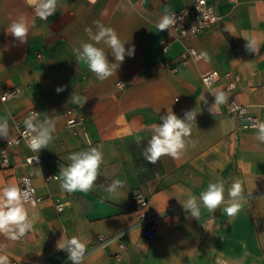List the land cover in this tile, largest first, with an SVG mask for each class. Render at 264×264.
<instances>
[{"label": "crops", "instance_id": "obj_1", "mask_svg": "<svg viewBox=\"0 0 264 264\" xmlns=\"http://www.w3.org/2000/svg\"><path fill=\"white\" fill-rule=\"evenodd\" d=\"M208 1L221 21L186 41L204 59L179 66L181 47L156 25L165 9L189 10L196 0H60L47 21L35 15L27 0H0V93L23 89L19 98L0 101L9 138L16 134V119L32 109L56 126V138L40 151L42 164L21 168L30 153L21 146L13 155V168L0 171V190L19 188V176L25 173L45 198L36 207L26 206L34 228L22 239L0 234L4 264H65L56 245L61 237L72 236L87 245L83 264H264V144L256 140L255 128L240 127L226 103L211 113L215 98L201 84L205 72L221 79L238 74V101L264 122V0H238L235 5ZM20 16L29 25L26 43L6 32ZM96 21L113 28L126 49L135 48L116 75L104 81L73 52L81 42L94 43L90 37L98 30ZM250 38L257 41L258 52L246 49ZM165 43L171 47L167 54L161 52ZM97 46L110 63L116 62L106 45ZM57 87L63 91L58 93ZM73 94L88 98L83 107L72 103ZM69 109L86 116L87 132L73 135L66 128ZM171 109L181 118L186 110L198 113L189 142L179 159L164 156L149 164L142 156L151 138L149 126ZM5 140L0 137V144ZM89 141L101 145L104 155L91 191L68 194L59 181H45L70 163L72 153L87 149ZM115 179L125 184L110 195L106 188ZM236 180L242 182L245 200L235 217L222 208L214 213L202 208L196 220L184 211L181 204L189 195L199 196L209 182L222 181L227 189ZM138 193L149 197L147 213L156 219L151 240L132 210L131 197ZM56 198L70 200L72 207L58 213ZM99 236L117 239L92 252Z\"/></svg>", "mask_w": 264, "mask_h": 264}, {"label": "clouds", "instance_id": "obj_2", "mask_svg": "<svg viewBox=\"0 0 264 264\" xmlns=\"http://www.w3.org/2000/svg\"><path fill=\"white\" fill-rule=\"evenodd\" d=\"M27 3L40 20L47 21L57 12L60 0H27ZM95 23L98 30L90 37L94 43L81 42L79 47L73 49V52L76 59L83 62L98 80L104 81L114 74L116 75L119 64L125 60L126 55L133 56L135 48L133 46L126 49L125 42L121 41L113 28L106 27L99 21ZM176 23L177 18L174 13L165 9L156 27L159 31H164L171 29ZM6 32L21 43H26L29 35L26 18L20 16L13 20ZM101 43L110 49L115 63H110L104 48L97 46ZM246 49L253 53L258 52L257 41L254 38L247 39ZM118 87L125 86L118 83ZM56 91L58 93L63 91V87H57ZM213 96L215 100L209 111L214 114L219 106L226 102L227 96L220 90L215 91ZM87 100V97L76 94L71 97L72 103L79 107H83ZM197 114L194 109L186 110L181 118L171 109L167 110L166 114L160 115V122L149 126L151 138L144 147L143 158L152 165L164 156L179 159L187 147L192 132V123H195ZM39 117L40 113L33 111L24 120L23 136L26 146L31 152L37 154L29 158V163H32L34 159L38 160L40 151L48 149V146L56 138L55 121L52 119L41 120ZM254 128L256 140L264 144V122L255 124ZM0 137L9 139V123L8 119L4 117H0ZM68 159L70 163L60 167L59 175L54 178L59 181L61 190L68 194L91 191L98 179L100 167L104 163L102 146H93L89 141L87 149L72 153ZM124 184L125 181L115 179L107 186L106 191L110 195L115 194ZM244 200V188L240 180L234 181L227 189L222 181H215L209 182L199 196L189 195L181 205L185 212L190 213L191 217L198 220L202 208L213 213L222 208L223 213L228 217H235L242 210ZM27 203L28 200L24 193L15 185H8L0 190V234L17 241L33 230L34 224L25 206ZM56 247L68 254V259L72 264H83L87 245L80 238L76 236L67 239L61 237ZM5 259V257H0V264H4Z\"/></svg>", "mask_w": 264, "mask_h": 264}, {"label": "built area", "instance_id": "obj_3", "mask_svg": "<svg viewBox=\"0 0 264 264\" xmlns=\"http://www.w3.org/2000/svg\"><path fill=\"white\" fill-rule=\"evenodd\" d=\"M140 4H147L153 0H138ZM233 5L238 3V0H228ZM177 18V23L174 27L164 32L170 37L173 43L178 44L181 47L180 63L179 66L186 65L188 63H199L204 59L203 54L199 53L194 47L188 46L186 41L190 38H197L202 34L208 32L211 29L216 28L221 17L216 13L215 7L208 0H196L194 6L189 10H172ZM170 43H165L161 49L163 54H167L170 51ZM41 57V56H40ZM177 71V68H173L172 72ZM241 83V77L235 73H228L226 78L221 79L215 72L209 71L201 74V84L205 92L215 98L213 93L216 88L221 84L220 91H223L226 96V105L229 112L235 115L237 121L240 123V127L244 130L253 129L254 125L259 123L257 117L252 116L248 106L241 104L237 95L239 92V85ZM23 89L21 87H14L7 90H2L0 93V101L3 103H9L21 96ZM15 94V95H8ZM38 112L37 110H29L23 116L16 119L15 130L16 134L6 139L0 144V171L6 172L13 168L12 158L17 148L26 146L23 133L25 131L24 120L31 112ZM40 113V112H38ZM41 120L51 119L43 116L40 113ZM66 128L73 134L85 133L88 130L86 116L77 110L69 109L65 112ZM27 147V146H26ZM28 148V147H27ZM29 150V149H28ZM29 155L25 157L21 168L28 166L39 165L43 163V159L39 153V159L33 160L29 163V158L37 154L29 150ZM59 174L51 173L45 177L46 182L58 181L54 179ZM19 189L22 190L28 203L25 206L36 207L41 204L45 198L41 196L32 180V178L22 173L19 176ZM34 202V203H33ZM132 210L136 214L137 226L142 229L143 235L148 239H153L155 231L157 230V223L154 216L147 213L150 199L144 194H134L131 197ZM54 206L58 213L63 214L72 207L70 200L64 201L61 199H54ZM53 236H56L54 233ZM116 238H105L99 236L96 238L93 244L92 252L98 250L102 246L115 241ZM121 248L124 246L121 244ZM61 257L65 261V264H72L68 259V254L65 251H61Z\"/></svg>", "mask_w": 264, "mask_h": 264}]
</instances>
